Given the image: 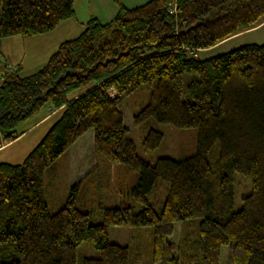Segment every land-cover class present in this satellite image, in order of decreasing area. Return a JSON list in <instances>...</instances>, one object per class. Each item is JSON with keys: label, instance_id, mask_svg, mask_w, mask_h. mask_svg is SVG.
Segmentation results:
<instances>
[{"label": "trees", "instance_id": "obj_1", "mask_svg": "<svg viewBox=\"0 0 264 264\" xmlns=\"http://www.w3.org/2000/svg\"><path fill=\"white\" fill-rule=\"evenodd\" d=\"M74 3L0 0V46L16 35L53 32L74 18ZM115 3L112 21L92 18L30 76L0 59L4 144L16 141L19 124L46 105L58 111L21 165L0 163V246L13 242L18 253L3 264H77L84 241L100 257L82 264H130L129 247L110 242V228L120 226L152 227L154 262L181 264L182 246L172 238L182 225L187 249L191 220L198 221L203 264H221L223 248L229 264H264V44L198 58L199 50L263 24L264 0H150L135 8ZM142 85L149 86L150 100L134 115V126L155 121L196 129L194 156L155 163L139 156L121 106ZM88 132L92 151L138 173L128 202L105 209L100 224L79 209V183L54 214L45 198L47 170ZM163 138L149 129L143 149L155 151ZM235 173L252 184L238 211ZM159 181L168 190L160 212L148 199Z\"/></svg>", "mask_w": 264, "mask_h": 264}, {"label": "rangeland", "instance_id": "obj_2", "mask_svg": "<svg viewBox=\"0 0 264 264\" xmlns=\"http://www.w3.org/2000/svg\"><path fill=\"white\" fill-rule=\"evenodd\" d=\"M123 5L128 8L137 7L148 0H126ZM125 1L127 3H125ZM84 11H87V1ZM116 4V3H115ZM134 4V6H132ZM71 24L64 28H58L52 33L39 34L32 36L16 35L2 41L0 46V59L5 62L10 61L13 65H21V76L27 77L38 72L54 54L59 46L70 39L80 35H71L73 29ZM263 44L264 31L253 33L233 41L221 48V52L214 51L212 56L221 55L235 50L241 46L249 44ZM211 53H208V55ZM207 54L198 53L199 59L209 58ZM1 60V61H2ZM1 74V73H0ZM2 75H0V81ZM112 96L116 93L109 91ZM150 88L148 85H142L135 90L121 106L124 114V124L128 130V136L134 141L137 153L144 160L155 163L159 158H171L174 160H184L194 156L198 148V132L196 129H180L169 124H160L155 121L149 122L142 127H136L133 124L134 115L144 108L150 100ZM49 105L38 111L29 119L23 121L15 129L18 133L34 125L41 117L48 113ZM58 111H55L57 115ZM54 119L45 124L39 123L28 133L19 139V142L12 143L8 148L0 149V163L12 165H21L28 154L37 146L43 136L46 134ZM151 128L160 131L164 138L161 145L155 151H145L142 141ZM93 134L88 132L81 137L53 166H51L45 175L46 182V202L51 214L58 212L65 204L70 189L76 183L81 185L79 192V209L90 214L92 224H100L103 221L105 209L119 207L123 202L129 200V190L137 184L138 173L126 166L117 167L111 164L103 156L90 149ZM3 143L0 137V145ZM219 153V144L216 143L212 149V156L217 157ZM97 154V156H95ZM235 210L238 211L242 206V198L250 194L252 189L249 177L240 173H235ZM157 191L149 196L150 203L160 212L167 197V186L164 182L157 183ZM137 208V207H136ZM138 209V208H137ZM188 242L187 249L182 244V228L178 224L176 234L172 241L176 246H182L179 253L181 264H203L202 244H198V221L191 220L187 223ZM110 242L121 246H128L130 249V264H156L153 260V228H130L127 226L111 227ZM197 242V243H196ZM196 243V244H195ZM100 252L96 250L88 241L82 242L77 250V264H82L86 258H99ZM18 258V253L13 242L0 246V264L10 262ZM221 264L228 263V249L223 248L221 253Z\"/></svg>", "mask_w": 264, "mask_h": 264}, {"label": "crops", "instance_id": "obj_3", "mask_svg": "<svg viewBox=\"0 0 264 264\" xmlns=\"http://www.w3.org/2000/svg\"><path fill=\"white\" fill-rule=\"evenodd\" d=\"M84 1H87V7H89L88 10L84 11L85 2L83 3V6H81L83 0H75V3H74L75 16H74V18L62 22L61 25L58 27L59 29L60 28L63 29L65 25L71 24L74 27H72L73 29L70 31V34L76 35L77 33H79V32L81 33V31L84 30L86 24L92 18H97L102 23H108L116 17V15L119 11L118 6L115 4V0H84ZM126 1L129 2L130 0H126ZM126 1H125V3H127ZM134 1H138V0H134ZM148 1H150V0H148ZM132 6H134V4H132ZM126 7L127 8L130 7V5L126 6ZM132 8H135V7H132ZM262 30L264 31V23L261 24L260 26L256 27V28H254V29H251V30H248L246 32L237 34V35L217 44L216 46H214L212 48L205 49V50H199L198 53H204L207 55H208V53H211V55L209 54L207 57H212V54H213L212 52H214V51L221 52L222 51L221 48L230 44L231 42L237 41L238 39L245 37L247 35H250L253 33H258ZM50 33H52V32H50ZM253 44H255V43H253ZM258 45H262V43L258 44ZM10 61H11V59H10ZM17 65H19V64H17ZM54 113H55V110H53V108L49 106L48 113H46L43 117H41L34 125L27 128L26 130L22 131L21 136L16 141H14L13 143L15 144V142H19V139H22L21 137L24 134L28 133L33 127H35L39 123L43 122V124H45L46 122L51 120ZM11 145H12V143L11 144L2 143L0 145V149L4 148V147L8 148ZM95 156H97V154H95ZM115 165L117 167H121V165H119V164H115Z\"/></svg>", "mask_w": 264, "mask_h": 264}, {"label": "built area", "instance_id": "obj_4", "mask_svg": "<svg viewBox=\"0 0 264 264\" xmlns=\"http://www.w3.org/2000/svg\"><path fill=\"white\" fill-rule=\"evenodd\" d=\"M175 10V9H174ZM1 69V68H0ZM12 70V69H11Z\"/></svg>", "mask_w": 264, "mask_h": 264}]
</instances>
